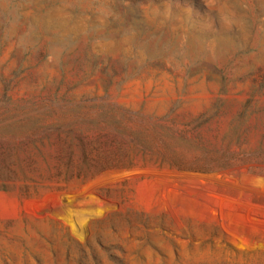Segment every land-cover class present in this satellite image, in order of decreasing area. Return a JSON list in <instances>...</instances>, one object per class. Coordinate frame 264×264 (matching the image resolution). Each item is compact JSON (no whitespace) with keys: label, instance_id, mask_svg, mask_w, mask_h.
<instances>
[{"label":"rangeland","instance_id":"1","mask_svg":"<svg viewBox=\"0 0 264 264\" xmlns=\"http://www.w3.org/2000/svg\"><path fill=\"white\" fill-rule=\"evenodd\" d=\"M0 264H264V0H0Z\"/></svg>","mask_w":264,"mask_h":264}]
</instances>
